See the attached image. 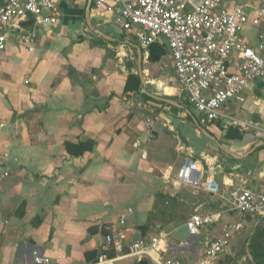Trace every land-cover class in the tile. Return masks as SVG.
I'll return each mask as SVG.
<instances>
[{"label":"crops","instance_id":"obj_1","mask_svg":"<svg viewBox=\"0 0 264 264\" xmlns=\"http://www.w3.org/2000/svg\"><path fill=\"white\" fill-rule=\"evenodd\" d=\"M88 1L56 0L54 24L36 25L28 17L7 25V49L0 54V264H36L37 258L95 264L101 254L115 258L110 264H148L124 255L133 241L157 233L168 235L171 259L190 264L193 252L198 264L201 245L236 216L223 213L220 225L201 231L203 240L201 234L182 239L178 230L185 221L175 219V205L193 199V212L223 210L234 186L264 193V144L241 159L227 153L242 156L264 135L191 112L165 42L140 46L90 4L86 16ZM31 30L32 52L18 42ZM254 34L247 25L250 42ZM131 75L138 78V92H124ZM242 93L227 102V112L264 124V79ZM189 140L203 151L195 154ZM188 159L201 161L203 177L218 184L217 195L174 184ZM107 235L120 236L121 252L106 242ZM180 241L185 244L178 247Z\"/></svg>","mask_w":264,"mask_h":264},{"label":"built area","instance_id":"obj_2","mask_svg":"<svg viewBox=\"0 0 264 264\" xmlns=\"http://www.w3.org/2000/svg\"><path fill=\"white\" fill-rule=\"evenodd\" d=\"M89 4L98 13L110 15L140 46L165 42L179 89L188 106L205 121L225 119L242 130L264 135L263 123L237 118L226 108L228 101L241 99L249 83L264 79V4L253 6L230 0H90ZM58 15L56 0H0V54L7 49L8 24H18L28 17L36 25L54 24ZM247 25L255 29L254 42L244 35ZM35 39V31H25L18 42L32 52ZM203 175L201 161L188 159L178 168L174 184L217 195V182ZM229 205L223 210L196 209L185 221L188 235L196 237L220 222L223 213L236 216L222 223L219 236L206 239L199 264H217L219 257L230 251V241L238 233L254 231L264 222L263 192L236 188L229 194ZM125 217L126 213L120 215L121 224ZM105 240L121 252L120 236L107 235ZM184 244L180 241L177 245ZM171 246L167 234L147 235L133 241L124 256L137 263L185 264L170 258ZM114 259L101 254L95 264H110ZM35 262L51 264L49 258H37Z\"/></svg>","mask_w":264,"mask_h":264},{"label":"rangeland","instance_id":"obj_3","mask_svg":"<svg viewBox=\"0 0 264 264\" xmlns=\"http://www.w3.org/2000/svg\"><path fill=\"white\" fill-rule=\"evenodd\" d=\"M243 94V93H242ZM241 94V95H242ZM190 111L193 113H196V111L194 110L193 107L188 106ZM205 138V137H204ZM235 185L237 184V186H240V183L238 180H236V182H234ZM243 187V186H242ZM183 188V187H182ZM236 188H240V187H236L234 186L233 189ZM184 192H189L186 189H182ZM192 199V198H190ZM191 201H194L193 199ZM188 202V201H178L177 204L175 205V212H174V216L175 219L180 222L183 223L188 216H190L193 213V207L194 204L192 202ZM153 218V217H152ZM221 221L218 222L215 226L220 225ZM179 225V224H178ZM262 228H256L255 229V233L252 235L253 231H241L240 235L238 237H236L235 240H233L234 242L231 244V252L229 251L228 253H225L223 255H221L219 257V259L217 260V262L219 261V263H227L228 264H254V262L251 259L250 256V248H249V244L250 242H253V239L255 238L256 232H259ZM251 232V234H250ZM178 235L180 238L185 239L188 236V233L185 229V227H180L178 230ZM257 236V240L259 241V246L257 248L260 250H264V237L262 236ZM201 240H203L204 238V234L202 233L200 236ZM173 241L176 242L177 239H175L176 237H173ZM176 240V241H175ZM201 248H204L203 244L201 245ZM202 258V256H201ZM190 259H192L193 263L190 264H196L198 261V258L195 256V254L193 252H190ZM264 259V258H263ZM199 264V262H198Z\"/></svg>","mask_w":264,"mask_h":264},{"label":"water","instance_id":"obj_4","mask_svg":"<svg viewBox=\"0 0 264 264\" xmlns=\"http://www.w3.org/2000/svg\"><path fill=\"white\" fill-rule=\"evenodd\" d=\"M90 1V0H89ZM89 1L87 2L88 5H87V8H86V16H88V11H89ZM101 35L105 36L103 33L99 32ZM138 69H139V78H140V82L142 84H144V80H143V76L141 74V66H140V52H139V49H138ZM143 93H146L148 95H150L151 97L157 99V100H161V101H165V102H168V103H171V104H176L174 101L170 100V99H165V98H162V97H158V96H155V95H152V94H149L147 93L144 89L141 90ZM201 131V133H203L207 138L211 139L212 141H214L218 146H220L219 142L217 141V139L211 135L210 133L206 132L204 129H202L201 127H198ZM187 144L190 145V147L193 148L195 154H199L203 151L204 147L203 145H201L199 142L195 141V140H189L187 141ZM261 144H264L263 141H259L258 143H256L251 149H249V151H247L244 155H236L232 152H227L229 155L237 158V159H241L243 157H246L250 152H252L255 148L259 147ZM148 264H151L149 261H147Z\"/></svg>","mask_w":264,"mask_h":264},{"label":"trees","instance_id":"obj_5","mask_svg":"<svg viewBox=\"0 0 264 264\" xmlns=\"http://www.w3.org/2000/svg\"><path fill=\"white\" fill-rule=\"evenodd\" d=\"M130 80H133V86L131 88H129L128 86V81ZM129 90H134V91H139L140 90V86H139V81H138V78H136L135 76H129L128 79H127V82H126V86H125V91L124 92H127ZM143 97L145 99H149L150 97H148L147 95L143 94ZM260 227V226H259ZM144 229V228H142ZM255 233V230L253 231L252 235ZM256 235L258 236H262L264 237V227L259 231V232H256ZM255 235V238L253 239V242H250L249 244V248H250V256H251V259L252 261L254 262V264H264V250H260L258 248L259 246V241L260 239L257 240V236ZM229 262L227 263H218L217 264H228Z\"/></svg>","mask_w":264,"mask_h":264},{"label":"bare ground","instance_id":"obj_6","mask_svg":"<svg viewBox=\"0 0 264 264\" xmlns=\"http://www.w3.org/2000/svg\"><path fill=\"white\" fill-rule=\"evenodd\" d=\"M174 181H175V179H174ZM177 186H179V185H177ZM180 187H182V186H180ZM186 188H189V187H186ZM189 218V217H188ZM187 220V219H186ZM185 220V221H186ZM185 223V222H184ZM223 223V222H222ZM185 227V226H184ZM221 231V230H220ZM202 258H203V254H202ZM201 261V260H200Z\"/></svg>","mask_w":264,"mask_h":264}]
</instances>
